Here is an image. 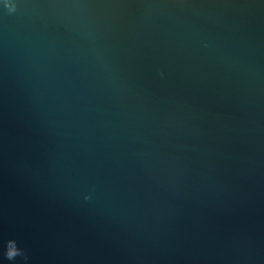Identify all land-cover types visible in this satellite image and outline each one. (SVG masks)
Listing matches in <instances>:
<instances>
[{"label": "water", "instance_id": "obj_1", "mask_svg": "<svg viewBox=\"0 0 264 264\" xmlns=\"http://www.w3.org/2000/svg\"><path fill=\"white\" fill-rule=\"evenodd\" d=\"M0 264H264V0H0Z\"/></svg>", "mask_w": 264, "mask_h": 264}, {"label": "clouds", "instance_id": "obj_2", "mask_svg": "<svg viewBox=\"0 0 264 264\" xmlns=\"http://www.w3.org/2000/svg\"><path fill=\"white\" fill-rule=\"evenodd\" d=\"M22 254V250H18L17 253L15 254H9V259L13 258L14 255H21Z\"/></svg>", "mask_w": 264, "mask_h": 264}]
</instances>
